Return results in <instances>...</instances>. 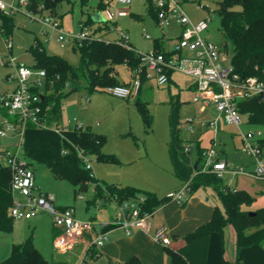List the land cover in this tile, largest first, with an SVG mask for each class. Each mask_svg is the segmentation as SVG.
Masks as SVG:
<instances>
[{
	"label": "rangeland",
	"instance_id": "1",
	"mask_svg": "<svg viewBox=\"0 0 264 264\" xmlns=\"http://www.w3.org/2000/svg\"><path fill=\"white\" fill-rule=\"evenodd\" d=\"M105 7L100 6V0H90L85 11L82 9L80 0L64 1L57 6V15L62 26L67 31H77L80 23L89 25L92 30L97 29L95 37L109 41H119L120 37L117 32L106 28L107 9L114 4V0H103ZM220 0H182V6L187 15L193 21H199L202 18L210 17L209 28L203 33L204 37L214 41L228 57L224 65H229L233 55V46L227 41L223 31L221 16L218 12ZM148 0H133L128 7L131 16H122L115 24L118 30H123L129 36V42L136 50L146 52L154 48V40L147 39L143 35V29L146 33L154 37L156 21L149 10ZM39 8H44L43 1L38 3ZM100 12L103 21L96 22L92 15ZM33 18H30L28 15ZM49 11L43 9L42 12L30 11L23 9L17 11L14 15V27L12 32L5 34L11 38L12 48L6 47L4 37L0 33V87H3L10 77L15 75V63H25L34 67L36 64L32 46L37 40L45 50L52 55H60L67 59L73 66H79L81 63L80 51L77 44H69L62 46L57 40V34L49 30L40 21V17L46 16ZM138 16V17H137ZM101 26V29H98ZM167 34H171L167 27L164 28ZM174 38H163L166 48L173 45ZM118 78L122 82L129 79V68L125 64L117 67ZM172 80L165 85H159L154 75L147 78L142 87L141 99L147 101V107L153 121L150 127L145 125L143 116L137 103V96H131L129 99H119L108 93L106 90L89 92L83 81L79 83L67 82L62 88V107L61 116L58 121L59 125L65 127L67 132L57 134L46 129H36L39 135H36V144L24 135V145L28 151H34L35 155L22 158L29 161V165L33 166L38 182L53 187L60 195H67L68 199L75 201V191L73 185L66 179L56 176L49 165L52 157L62 156L68 158L75 150L74 136L76 130L82 127H90L93 131L106 135V141L102 150L114 154L117 158L115 161H101L96 156L90 155L88 161L91 164V173L101 181L111 182V173L115 176L123 171H128L129 176L144 178L148 189L161 188L172 184V167L170 164V145L177 148L187 157L196 160L198 143L196 139H192L193 132H199L198 137L201 139V147L213 145L210 141L215 136L211 129L197 130V124L194 123L195 129L188 126V119L192 118L194 122H207L213 116L206 114L205 116H197L196 106L191 101V86L194 83V77L180 71H173ZM14 82L15 81H10ZM46 78L44 79V83ZM41 91H45V86ZM209 113V112H208ZM242 124L240 129L244 132L256 130L262 132L264 138V124L251 123L248 116L241 113ZM56 123H52L49 128H54ZM41 130V133L40 131ZM239 129L235 124L226 123L224 120L220 122V131L216 135L215 146L218 151L223 152V156L230 163L232 168L238 169L244 167L252 170L255 166L252 157L246 155L242 151L240 138L238 136ZM13 137V133L3 138ZM2 138V137H1ZM179 142V145H177ZM15 143H18L16 139ZM190 143L191 152L186 153L183 150L185 144ZM67 150L62 154L61 150ZM20 151H23V148ZM22 153V152H21ZM163 160V161H162ZM174 173V172H173ZM110 179V180H108ZM223 182L232 185L235 188L245 190L253 197L250 203L244 204L242 207L247 211H255L257 208L264 206V180L253 179L240 175L238 177L226 173ZM127 185V184H126ZM144 187V186H142ZM68 191V193L66 192ZM156 191V190H154ZM89 192V191H88ZM87 196V192L84 193ZM77 199V198H76ZM58 200V199H57ZM86 203L88 202L85 199ZM77 207V205H75ZM40 217V216H39ZM38 217V218H39ZM46 220L52 225V216L46 214ZM32 221V220H31ZM14 219V226L17 224ZM21 222V221H20ZM19 226V223H18ZM233 226V225H232ZM234 228V226H233ZM33 226H29L24 221L18 229L13 231L25 241L31 238L34 243ZM235 230V228H234ZM5 232L0 231V247L7 241ZM236 233V230H235ZM43 230L38 227L35 237L42 239ZM4 236V237H1ZM35 244V243H34ZM236 248V247H235ZM5 250V249H4ZM3 249L0 248V257L3 259ZM55 250V249H54ZM7 253V252H6ZM79 251L74 249L63 258L70 259L69 264H75L79 257ZM58 255V251H53ZM50 257V256H49ZM1 259V258H0ZM87 262L90 257H87Z\"/></svg>",
	"mask_w": 264,
	"mask_h": 264
},
{
	"label": "built area",
	"instance_id": "2",
	"mask_svg": "<svg viewBox=\"0 0 264 264\" xmlns=\"http://www.w3.org/2000/svg\"><path fill=\"white\" fill-rule=\"evenodd\" d=\"M132 1L115 0V3L107 9L106 28L117 32L120 37L119 41L114 42L134 50L140 56V65L136 68H129L128 84L108 86L105 90L115 97L129 98L137 95L142 85L143 75L147 78L154 75L159 85L167 84L173 71L191 75L195 80L192 102L198 105L197 116L204 114L208 109L214 111L213 117L207 122H194L192 118L188 119V126L191 129H195L193 124L196 123L199 129H211L215 134L211 139L213 145L202 149L197 172H212L221 178L226 173H230L236 177L244 175L264 180V150L260 142L262 132L256 130L244 132L240 129L242 118L239 108L241 101L264 97V78L258 76L242 78L234 72L231 62L229 65H224L228 57L223 49L203 36L209 28L210 17L193 21L185 12L182 0H152L161 29L171 27L173 24L180 27L173 45L169 48L165 47L162 51L152 49L141 52L136 50L131 46L129 36L125 31L118 30L115 25H109L117 23L120 17L129 14L126 6ZM28 2L29 0H0V33L3 37L6 34L4 18L14 16L21 9L34 11ZM28 16L33 18L30 14ZM40 21L57 34V40L62 46L78 45L88 39H102L95 37L96 30H92L91 26L83 23H80L79 29L73 32L65 30L55 15L42 16ZM143 35L147 39L153 38L152 35L146 33L145 29H143ZM4 41L6 47L11 49V38L7 35ZM38 43L36 40L34 44ZM13 65L16 71L10 80H14L16 86L11 92H0V137L13 133L19 137V145H21L27 128H46L51 125L49 120L51 106L43 104L45 92L41 91L43 85L45 86L46 71L25 63L18 62ZM222 120L238 127L242 151L252 157L255 163L252 170L244 167L232 168L223 156V152L216 148V135L220 131ZM59 127L58 125L57 128ZM183 150L190 153V143L185 144ZM76 151L82 157L86 167L91 169V164L84 151L78 148ZM0 165L8 167L11 171L10 190L13 194V204L9 209V215L13 219H32L43 212L49 213L55 227L59 229L54 239V248L61 253L73 249L79 241H87V236L92 235L95 230V221L77 218L73 206H59L52 195L41 192L35 183L34 170L28 161L21 157L18 149L1 148ZM189 191H191V179L185 181L180 188L169 191L166 198L178 205H183ZM144 201L145 197L140 196L136 200L118 204L121 214L118 221L128 233L132 227L146 232L149 230L148 220L152 213L143 210L141 203ZM154 238L164 244L170 242L165 227L157 229ZM106 240L107 236L102 233H96L91 237L88 241L89 250L78 264H85L90 249H99Z\"/></svg>",
	"mask_w": 264,
	"mask_h": 264
},
{
	"label": "trees",
	"instance_id": "3",
	"mask_svg": "<svg viewBox=\"0 0 264 264\" xmlns=\"http://www.w3.org/2000/svg\"><path fill=\"white\" fill-rule=\"evenodd\" d=\"M43 1L44 8H39L38 3ZM70 0H29L28 5L38 12L43 9L49 14L57 16V6ZM82 9L88 6L90 0H80ZM148 7L157 20L152 0H148ZM106 3L100 0V8ZM218 12L221 16L222 31L232 46L233 55L231 64L235 73L242 78L258 76L264 78V0H220ZM138 17V16H137ZM106 24V22H105ZM6 34L12 32L14 16L4 18ZM101 28V26L99 27ZM154 50L165 49L162 38H154ZM81 63L73 66L67 59L60 55L49 54L40 44H34L36 64L35 68L46 71L44 105H50V124L58 121L61 116L62 88L67 84L83 81L89 92L103 91L108 86L126 85L118 78L117 67L121 64L128 68H136L140 65V56L122 44L114 41L106 42L103 39H88L78 44ZM147 77L142 76V85L137 93V103L143 116L145 125L150 127L153 121L147 107V101L141 99L142 87ZM170 77V81H171ZM240 112L248 115L249 122L264 124V97H256L239 103ZM106 136L94 132L90 127L78 128L75 135V143L78 149L84 151L87 156H96L101 161H115L116 156L106 153L102 147ZM264 150V138L260 140ZM199 148V159L202 149ZM53 173L68 180L73 186L75 195H79L88 189L89 183H94L96 197L106 196L115 199L118 204L125 201L136 200L140 196L145 197L141 203L143 210L155 211L160 205L170 201L166 197L159 198L155 192L142 190L135 186H118L114 183L101 181L91 173L77 151L69 158L57 157L49 163ZM11 171L8 167L0 165V231L11 232L14 219L9 215V209L13 204V194L10 190ZM200 186L214 187L221 200L223 210L216 207L211 219L200 224L193 232L187 234L188 241L196 240L204 235L216 232L221 235L222 250H224V230L228 225H233L236 230L238 247L251 245L264 246V206L255 211L243 209V205L250 203L253 197L249 192L231 187L225 184L221 177L212 172H197L191 178V191ZM171 264H186L182 256L172 250H168ZM96 256L97 252L90 254ZM0 264H56L45 258L38 250L31 238L22 243L14 244L10 254ZM126 264H141L138 259L131 258ZM226 264H229L226 262ZM237 264V263H234Z\"/></svg>",
	"mask_w": 264,
	"mask_h": 264
},
{
	"label": "crops",
	"instance_id": "4",
	"mask_svg": "<svg viewBox=\"0 0 264 264\" xmlns=\"http://www.w3.org/2000/svg\"><path fill=\"white\" fill-rule=\"evenodd\" d=\"M130 15L132 16L133 13L130 12V14L127 16ZM155 21L156 29L159 25L156 19ZM168 29L171 34H167L163 28L161 38L164 36L163 38L167 37L170 39L171 36L174 38L172 40V42H174L175 37L178 36L180 27L173 24L171 27H168ZM152 39H154V37ZM129 80L130 77L128 82ZM10 81L14 80H9L3 85V87H0V92L7 93L14 90L16 83ZM125 84L128 83L126 82ZM194 89L195 81L191 86L192 95L194 93ZM194 104L196 106L197 114L198 105L196 103ZM206 114L213 115L214 111L208 109L204 114L198 116L201 117L205 116ZM58 125L59 124H56L53 129L49 127H29L25 130L24 135H26L33 142V144H36L35 136L39 135V132L36 129H46L47 131L61 135L67 132V129L62 125H59L60 127L57 128ZM196 128L198 131L202 133L204 132L203 130L199 129V127ZM39 131L41 133V130ZM198 134L199 132H193L191 140L196 139L195 141H197L198 146H200L201 139L200 136L198 137ZM16 139L18 140V143H15ZM74 144V151H76L77 146L75 143V136ZM173 145L174 144L171 142L169 158L172 167V174H170L172 175L171 185L165 187L163 186L161 188L157 187L150 190L148 189L149 187H146L144 178L136 177L135 175L129 176L128 171H123L116 176L115 173L113 174L112 172L111 176L108 178H111V182H117L114 184H117L118 186L131 185L142 190L155 192L159 198L166 197L169 191L180 188L185 181L193 178L197 173V169L200 164L199 148L197 150V157L195 160L192 157L189 158L185 156L182 151L178 153L177 148H175ZM177 145H179V142H177ZM1 148L18 149L21 157L22 155L26 158H29L31 155L36 156L34 151H28L25 148L24 138L23 144L19 145V137L16 135H13V137L7 139L0 137V149ZM20 148L21 150L23 148V151H20ZM61 153L65 154L67 153V150L62 149ZM58 157L62 156L60 155ZM56 158L57 157H52L51 161ZM197 160H199L198 167H196ZM31 167L34 170L32 165ZM35 183L41 192L52 195L57 205L73 206L75 209V216L77 218L91 219L95 221V230L92 235L87 236V241H79L73 249L67 251L66 253H61L57 250L58 255H55L53 254V251L56 250L54 248V239L59 233V229L55 227L54 223L51 225L46 220V214L49 213L43 212L32 219H16L18 222L14 229H18L20 223L22 224L24 221L28 222L29 226H33L32 232L35 246L45 258L56 264H69L68 262L70 259L63 257L74 249L79 251L77 257L81 259L83 255L89 250L88 241L96 233L105 234L107 236V240L99 249H90V253L87 255V257H90V261H86L85 264H126V262L131 258L138 259L141 264H171L168 253L169 249L182 256L186 261V264H226V262L229 264H264V246L251 245L248 247H238L236 233L232 225H228L224 230V250H222L221 235L216 232L204 235L193 241H188L185 239L187 234L193 232L200 224H203L211 219L213 211L216 207H219L223 210L218 192L212 186H200L195 190L189 191L186 195V201L183 205H178L173 201H168L160 205L155 211L152 212L148 220L149 230L147 232L142 229L132 227L128 233L126 228L123 227L118 221V217L121 216L118 203L115 201V199L106 196V193L103 195V197L95 199L96 191L94 183H89L88 189L85 191L87 192V196H85V192H83L75 196V201H71L70 198L68 199L67 195L60 196L53 187L43 184L42 182H38L36 174ZM230 186L233 187L232 185ZM66 192L68 193V191ZM85 199H87V203ZM75 205H77V207ZM38 227L42 228L44 237L37 240L35 237V232ZM161 227H165L167 229L168 236L170 237V242L168 244H164L163 242L154 238V233ZM14 229H12L11 232L4 233V235L8 236L6 237L7 241H5L2 244V247H0L3 250L5 249L3 251V253L5 252V255H3V259L0 257V262L8 257L14 244L23 242V240L20 239V237H18V235H16V233L13 231ZM92 251L97 252V255L91 256L90 254ZM80 259H78L75 264H78Z\"/></svg>",
	"mask_w": 264,
	"mask_h": 264
},
{
	"label": "water",
	"instance_id": "5",
	"mask_svg": "<svg viewBox=\"0 0 264 264\" xmlns=\"http://www.w3.org/2000/svg\"><path fill=\"white\" fill-rule=\"evenodd\" d=\"M92 18L94 21L96 22H101L103 21V16L100 12H96L95 14L92 15ZM162 36V29L160 26H158L155 30H154V38H161ZM198 163H199V160H197L196 162V167H198Z\"/></svg>",
	"mask_w": 264,
	"mask_h": 264
}]
</instances>
